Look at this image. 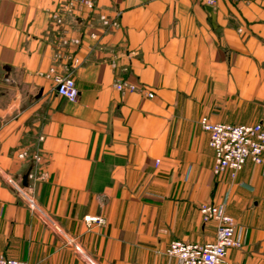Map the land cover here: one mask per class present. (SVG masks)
Returning a JSON list of instances; mask_svg holds the SVG:
<instances>
[{
    "label": "crops",
    "instance_id": "obj_1",
    "mask_svg": "<svg viewBox=\"0 0 264 264\" xmlns=\"http://www.w3.org/2000/svg\"><path fill=\"white\" fill-rule=\"evenodd\" d=\"M71 1L0 0V253L180 264L169 244L214 241L199 208L223 203L243 242L224 264H264V165L216 176L200 124H264V0Z\"/></svg>",
    "mask_w": 264,
    "mask_h": 264
},
{
    "label": "built area",
    "instance_id": "obj_2",
    "mask_svg": "<svg viewBox=\"0 0 264 264\" xmlns=\"http://www.w3.org/2000/svg\"><path fill=\"white\" fill-rule=\"evenodd\" d=\"M241 1V0H235ZM206 5L215 6L217 0H205ZM83 5L93 8L92 0H72L69 6ZM57 20L62 21L58 16ZM101 20L106 28L117 25V20H110L102 15ZM94 36H96L94 34ZM78 43L79 39L74 38ZM77 63L78 60L75 59ZM52 71H54L52 69ZM53 80L56 85V92L59 96L74 101L79 96L75 79L71 74L54 73ZM119 90L134 91L137 86L128 82L116 83ZM153 97L152 92H147ZM202 128L209 133V146L213 151L214 164L213 173L221 177L227 174L235 179L243 170L246 163L251 161L255 164L264 165V124L262 122L234 124L227 122H212L207 116L200 120ZM27 152L19 154L21 158L27 157ZM35 160L40 156L35 155ZM159 160H157V164ZM200 212L203 222L215 221L217 223V237L214 241L205 243H189L182 240L172 241L166 253L169 256L178 258L180 264H224L228 252L232 248H241L243 242L237 234L235 219L226 213L223 203H202ZM87 222L103 223L102 216H86ZM0 264H28L24 260L11 258L0 253Z\"/></svg>",
    "mask_w": 264,
    "mask_h": 264
},
{
    "label": "water",
    "instance_id": "obj_3",
    "mask_svg": "<svg viewBox=\"0 0 264 264\" xmlns=\"http://www.w3.org/2000/svg\"><path fill=\"white\" fill-rule=\"evenodd\" d=\"M27 179H28V176L25 177V180H26V184H27Z\"/></svg>",
    "mask_w": 264,
    "mask_h": 264
},
{
    "label": "rangeland",
    "instance_id": "obj_4",
    "mask_svg": "<svg viewBox=\"0 0 264 264\" xmlns=\"http://www.w3.org/2000/svg\"><path fill=\"white\" fill-rule=\"evenodd\" d=\"M249 88H250V86H249Z\"/></svg>",
    "mask_w": 264,
    "mask_h": 264
}]
</instances>
